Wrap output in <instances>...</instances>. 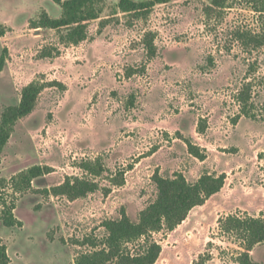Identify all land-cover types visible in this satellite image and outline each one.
I'll return each instance as SVG.
<instances>
[{"label":"rangeland","instance_id":"374dc122","mask_svg":"<svg viewBox=\"0 0 264 264\" xmlns=\"http://www.w3.org/2000/svg\"><path fill=\"white\" fill-rule=\"evenodd\" d=\"M118 3L94 0L98 19L70 45L64 30L32 28L43 13L60 17L51 0H0V122L24 87H42L0 154V211L14 202L22 225L0 220L9 264H74L92 244L102 248L104 222L122 212L136 221L155 201V175L225 177L174 231L151 235L161 247L155 264H239L244 246L221 223L264 218V46L250 41L264 32L255 11L264 0H170L136 14ZM33 167L48 173L22 190ZM74 178L97 190L74 201L51 194ZM250 256L264 264V244Z\"/></svg>","mask_w":264,"mask_h":264},{"label":"trees","instance_id":"16d2710c","mask_svg":"<svg viewBox=\"0 0 264 264\" xmlns=\"http://www.w3.org/2000/svg\"><path fill=\"white\" fill-rule=\"evenodd\" d=\"M61 9L59 18H51L43 13L37 22L32 23L33 29H48L52 31L64 30L61 39L64 43L78 45L87 39V23L98 19L94 8V0H51ZM170 0H150L136 3L132 0H119L118 9L122 13H142L157 5L167 4ZM256 12L264 13V8H255ZM250 41L255 47L264 46V32L259 36H252ZM145 46L149 55L155 53L152 37L146 38ZM5 64V58L0 57V72ZM42 87L32 82L21 90V98L17 105L7 107L1 116L0 122V154L6 146L11 128L20 119L28 116L35 108L37 97ZM245 93L241 94V101L246 103ZM245 113V112H244ZM190 154L198 159L202 156L196 148L187 143ZM92 171L90 169H87ZM102 171L101 168L98 172ZM47 169L33 167L21 174L22 190L30 187L32 180L44 176ZM224 176H202L195 183H189L182 175L173 179L153 177L157 189L156 199L142 210L136 221H132L124 212L118 220L106 221L103 224L106 236L102 241V248L84 253L76 258L74 264H155L158 260L161 247L150 241L151 235L163 230L174 231L188 217L190 211L202 206L210 197L219 193L224 186ZM15 182V181H13ZM13 187V184H12ZM15 190H17L15 185ZM97 190L94 182L67 179L62 185L51 190L54 196H66L69 200L83 198ZM0 220L7 228H20L13 211L14 202L1 203ZM224 232L235 235L244 246L243 252L237 261L239 264H257L251 259L250 253L257 245L264 244V218L228 216L222 223ZM139 251L130 253L126 247L135 243ZM6 246L0 243V264H9Z\"/></svg>","mask_w":264,"mask_h":264}]
</instances>
